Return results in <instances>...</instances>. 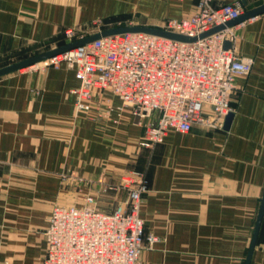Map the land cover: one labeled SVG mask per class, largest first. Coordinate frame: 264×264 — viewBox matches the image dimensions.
<instances>
[{"label": "crops", "instance_id": "obj_1", "mask_svg": "<svg viewBox=\"0 0 264 264\" xmlns=\"http://www.w3.org/2000/svg\"><path fill=\"white\" fill-rule=\"evenodd\" d=\"M197 2L0 0V69L68 44L67 30L79 38L160 27L191 16ZM218 3L251 11L264 0ZM238 34L234 47L254 66L236 80L229 129L170 131L152 148L139 145L145 131L129 112L117 126L76 118L71 90L79 81L65 65L1 78L0 264H38L53 208L82 206L87 180L117 182L130 170L146 173L141 217L146 235L159 238L146 244L142 264H246L264 197V16ZM250 264H264V216Z\"/></svg>", "mask_w": 264, "mask_h": 264}, {"label": "built area", "instance_id": "obj_2", "mask_svg": "<svg viewBox=\"0 0 264 264\" xmlns=\"http://www.w3.org/2000/svg\"><path fill=\"white\" fill-rule=\"evenodd\" d=\"M245 12L236 3L198 0L191 16L167 19L160 26L197 37L196 42L145 33L114 35L27 69L45 71L65 65L74 71L79 81L71 90L75 117L93 115L98 121L117 126L129 112L145 131L141 147L163 143L170 131L185 134L195 126L223 130L226 117L233 112L236 80L249 75L254 66L253 59L240 57L234 47L239 30L264 14L199 37ZM66 37L69 43L84 38H78L75 30H67ZM154 113L159 114L156 121L152 120ZM77 181L85 183L86 179ZM86 185L89 189L82 206L53 208L45 232L46 255L38 264H142L146 244L153 246L159 241L152 234L146 235L141 217L144 196L149 192L146 173L130 170L117 182L102 176L87 180ZM112 196L113 207L105 209L103 202Z\"/></svg>", "mask_w": 264, "mask_h": 264}, {"label": "water", "instance_id": "obj_3", "mask_svg": "<svg viewBox=\"0 0 264 264\" xmlns=\"http://www.w3.org/2000/svg\"><path fill=\"white\" fill-rule=\"evenodd\" d=\"M262 14H264V5L254 9V10L246 11L238 19L233 20V21L227 23L226 25H221V26L215 27L211 31L200 35L199 38L200 39L206 38L212 34H215L217 32L224 30L226 26L230 27V26L236 25L240 22L246 21L248 19L254 18V17L262 15ZM128 33H145V34H150V35H154V36H158V37H162V38H166V39H170V40H174V41H178V42H183V43H193V42H196L198 39L197 37H188V36L181 35L178 33L169 32V31H166L160 27H155V26L134 25V26L113 27V28H109V29L103 30L101 32L86 36L84 38L75 40V41L70 42L64 46L59 47V48L49 50V51L44 52L42 54H39L35 57H32L30 59H27V60L12 64L9 66H6L4 68H1L0 69V79L5 77V76L16 73V72H18L24 68H27L29 66L44 62V61H46L52 57H55L58 54L65 53V52L70 51L76 47H80V46H84V45H87L89 43H92V42H94V41H96L102 37L128 34ZM226 47L229 48L230 43H227ZM232 118H233V113L231 112L225 119V124L223 127L224 130L229 129ZM263 216H264V197L262 199V205H261V209H260V212L258 215V219H257L255 231H254V236H253V239L251 242L250 252H249V256L247 258L246 264H250L252 254H253V251H254L255 246H256V242H257V238H258V234H259V230H260V226L262 223Z\"/></svg>", "mask_w": 264, "mask_h": 264}, {"label": "rangeland", "instance_id": "obj_4", "mask_svg": "<svg viewBox=\"0 0 264 264\" xmlns=\"http://www.w3.org/2000/svg\"><path fill=\"white\" fill-rule=\"evenodd\" d=\"M106 203L108 204L107 209H111L114 205L113 196L105 199Z\"/></svg>", "mask_w": 264, "mask_h": 264}]
</instances>
